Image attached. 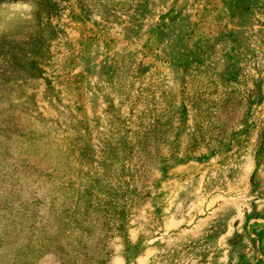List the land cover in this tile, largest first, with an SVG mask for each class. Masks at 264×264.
I'll return each mask as SVG.
<instances>
[{
    "label": "rangeland",
    "instance_id": "obj_1",
    "mask_svg": "<svg viewBox=\"0 0 264 264\" xmlns=\"http://www.w3.org/2000/svg\"><path fill=\"white\" fill-rule=\"evenodd\" d=\"M0 0V264H264V0Z\"/></svg>",
    "mask_w": 264,
    "mask_h": 264
},
{
    "label": "trees",
    "instance_id": "obj_2",
    "mask_svg": "<svg viewBox=\"0 0 264 264\" xmlns=\"http://www.w3.org/2000/svg\"><path fill=\"white\" fill-rule=\"evenodd\" d=\"M2 1H3V0H2ZM44 3H45V4H49L48 0H44Z\"/></svg>",
    "mask_w": 264,
    "mask_h": 264
}]
</instances>
